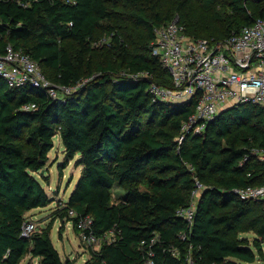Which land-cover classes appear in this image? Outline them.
Returning <instances> with one entry per match:
<instances>
[{"label": "trees", "instance_id": "16d2710c", "mask_svg": "<svg viewBox=\"0 0 264 264\" xmlns=\"http://www.w3.org/2000/svg\"><path fill=\"white\" fill-rule=\"evenodd\" d=\"M176 17L189 38L224 41L264 20V0H0V55L8 45L22 51L59 86L86 80L51 99L0 78V264L27 256L71 264L50 233L57 220L77 232L75 222L86 216L98 238L114 236L84 264H143L147 250L155 264H264V202L234 192L264 183V162L254 154L264 151V109L230 108L202 134L177 141L195 101H153L149 93L152 82L172 88L151 43L154 29ZM139 73L152 78L129 77ZM56 136L68 161L79 156L80 175L53 221L25 237L26 214L53 202L34 174L47 183L40 172ZM194 178L205 189L189 227L176 211L189 205ZM115 187L124 192L118 200Z\"/></svg>", "mask_w": 264, "mask_h": 264}, {"label": "built area", "instance_id": "2783aa9c", "mask_svg": "<svg viewBox=\"0 0 264 264\" xmlns=\"http://www.w3.org/2000/svg\"><path fill=\"white\" fill-rule=\"evenodd\" d=\"M71 2V0H66ZM151 54L168 72L172 88L158 86L152 82L149 93L153 101L180 104L195 101L194 109L183 122L177 141L186 136L200 135L206 124L221 110L242 104H253L264 109V20L259 19L252 26L245 27L237 35L224 41L207 39L193 40L184 34L183 27L176 17L168 25L154 29ZM130 78H152L147 73L131 74ZM0 78L10 88L30 86L43 90L51 99H64L75 93L83 83L74 86L53 84L41 72L39 66L20 50L8 45L0 55ZM34 105L23 110H32ZM258 161L264 162V151L255 150ZM246 160V159H245ZM190 172L193 169L187 166ZM205 189L194 178L187 207L179 208L176 215L185 220L189 227L193 224L196 206ZM239 200L264 202V183L260 186H247L235 191ZM70 219L77 213L68 211ZM36 226L28 221L22 229V236L28 237ZM79 240L87 247H98L112 232L98 238L92 231V219L81 217L75 222ZM185 240V235H180ZM112 242V239L109 240ZM143 264H155L154 253L147 250ZM188 264H194L188 259Z\"/></svg>", "mask_w": 264, "mask_h": 264}, {"label": "rangeland", "instance_id": "374dc122", "mask_svg": "<svg viewBox=\"0 0 264 264\" xmlns=\"http://www.w3.org/2000/svg\"><path fill=\"white\" fill-rule=\"evenodd\" d=\"M108 42V39H103L101 45H107ZM222 111L223 110H221L220 113ZM48 157L49 161L43 170V174L46 175L47 183L44 184L37 174H34V177L42 184L48 197L51 198L53 202L46 208L39 209L37 212L29 214L30 216H28V219L32 221L35 226H45L47 223L53 221L51 217L53 210L56 208L59 200H63L64 203H66L80 175V168H76L75 166V163L79 160V156L77 155L73 160L68 161L58 136L53 139V149L49 152ZM112 193L114 200H118L124 192L121 188L115 187ZM63 224L58 220L54 222L50 233L51 242L59 253L63 263L83 264L88 257H90V253L97 251L98 247H87L84 245L79 240L72 222L68 223V227ZM60 230L62 231L61 235L58 233ZM113 236L114 234H109L105 240L109 242ZM243 236L247 237L249 241L255 237L253 233H246L243 234ZM27 260L29 261L28 264H38L35 259H31L29 256L25 257L21 264H25ZM254 264L262 263L256 262Z\"/></svg>", "mask_w": 264, "mask_h": 264}, {"label": "crops", "instance_id": "0c3cea01", "mask_svg": "<svg viewBox=\"0 0 264 264\" xmlns=\"http://www.w3.org/2000/svg\"><path fill=\"white\" fill-rule=\"evenodd\" d=\"M70 196V195H69ZM58 203H62V205L64 204V201L63 200H59V202ZM39 209H35V210H32V211H30V212H28L27 214H26V216H27V218H28V216H30L29 214H32L33 212H37ZM66 225V227H68V223H66L65 224ZM53 228V227H52ZM50 236H51V234H50ZM60 256V255H59ZM61 258V257H60ZM89 258V257H88ZM32 259V258H31ZM35 260H36V262H38V259L37 258H35ZM21 263H23V262H21ZM20 263V264H21ZM29 263V261L27 260L26 262H25V264H28ZM65 263V262H64ZM84 264V263H83Z\"/></svg>", "mask_w": 264, "mask_h": 264}, {"label": "water", "instance_id": "95a60500", "mask_svg": "<svg viewBox=\"0 0 264 264\" xmlns=\"http://www.w3.org/2000/svg\"><path fill=\"white\" fill-rule=\"evenodd\" d=\"M231 108H232V107H231ZM228 109H230V108H228ZM228 109H226V110H228ZM226 110H223L222 112H224V111H226ZM222 112H221V113H222ZM221 113H220V114H221ZM40 173L43 174V171H41Z\"/></svg>", "mask_w": 264, "mask_h": 264}, {"label": "bare ground", "instance_id": "6f19581e", "mask_svg": "<svg viewBox=\"0 0 264 264\" xmlns=\"http://www.w3.org/2000/svg\"><path fill=\"white\" fill-rule=\"evenodd\" d=\"M77 231V230H76Z\"/></svg>", "mask_w": 264, "mask_h": 264}]
</instances>
